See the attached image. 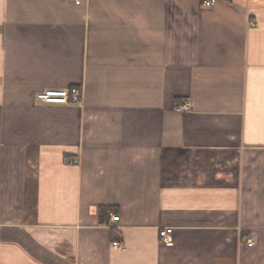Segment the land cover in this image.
<instances>
[{"label":"crops","instance_id":"1","mask_svg":"<svg viewBox=\"0 0 264 264\" xmlns=\"http://www.w3.org/2000/svg\"><path fill=\"white\" fill-rule=\"evenodd\" d=\"M203 1L0 0V264H264V0Z\"/></svg>","mask_w":264,"mask_h":264},{"label":"built area","instance_id":"2","mask_svg":"<svg viewBox=\"0 0 264 264\" xmlns=\"http://www.w3.org/2000/svg\"><path fill=\"white\" fill-rule=\"evenodd\" d=\"M76 3H80V0H72ZM217 0H204L203 5L206 7L213 6ZM84 90L81 87H75L73 89H46L36 94L37 101L41 104L47 105H69L79 104L83 100ZM192 109L191 102H185L182 105L177 106L178 111H188ZM112 221H119L120 216L110 213ZM160 238L163 244L167 247H173L175 245L174 229L172 227H165L159 232ZM248 245L253 246L254 241L248 240ZM113 246L118 249H123L124 245L121 241L116 240L113 242Z\"/></svg>","mask_w":264,"mask_h":264}]
</instances>
